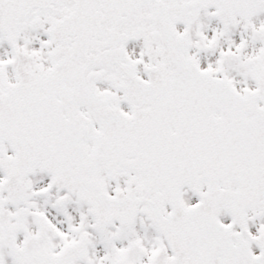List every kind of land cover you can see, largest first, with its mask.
Here are the masks:
<instances>
[{
	"label": "snow or ice",
	"instance_id": "obj_1",
	"mask_svg": "<svg viewBox=\"0 0 264 264\" xmlns=\"http://www.w3.org/2000/svg\"><path fill=\"white\" fill-rule=\"evenodd\" d=\"M0 264H264V0H0Z\"/></svg>",
	"mask_w": 264,
	"mask_h": 264
}]
</instances>
